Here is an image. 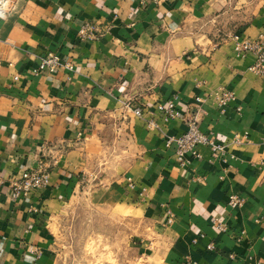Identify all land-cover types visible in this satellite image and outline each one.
Segmentation results:
<instances>
[{
  "label": "crops",
  "instance_id": "1",
  "mask_svg": "<svg viewBox=\"0 0 264 264\" xmlns=\"http://www.w3.org/2000/svg\"><path fill=\"white\" fill-rule=\"evenodd\" d=\"M11 1L0 18V264H54L51 226L82 185L92 205L152 227L144 264H264V77L231 39L264 32V1L249 12L250 0ZM238 9L250 14L239 27ZM85 23L98 26L97 40L78 39ZM46 53L74 71L35 74ZM220 89L235 95L222 114ZM168 100L182 118L155 111ZM193 117L224 152L200 146L180 167L165 137ZM40 160L49 186L12 199L11 183ZM231 195L241 206L227 205Z\"/></svg>",
  "mask_w": 264,
  "mask_h": 264
},
{
  "label": "rangeland",
  "instance_id": "2",
  "mask_svg": "<svg viewBox=\"0 0 264 264\" xmlns=\"http://www.w3.org/2000/svg\"><path fill=\"white\" fill-rule=\"evenodd\" d=\"M261 1L264 0H250L247 12ZM236 2L238 7L244 4L231 0L232 8ZM241 11L238 9L231 20L237 27L250 16ZM83 187L57 213L58 220L51 226L54 264H144L140 245L154 242L152 227L128 216V212L92 205Z\"/></svg>",
  "mask_w": 264,
  "mask_h": 264
},
{
  "label": "built area",
  "instance_id": "3",
  "mask_svg": "<svg viewBox=\"0 0 264 264\" xmlns=\"http://www.w3.org/2000/svg\"><path fill=\"white\" fill-rule=\"evenodd\" d=\"M153 3H158L160 0H150ZM11 0H0V18L6 17L11 10ZM101 31L98 26L90 23H85L78 29L77 37L80 41H95L101 35ZM231 39L234 42V51L236 56L245 57L248 54H253L255 57L254 63L249 67V71L259 77H264V32L259 34L254 40L244 38L239 34H233ZM74 71L73 64L68 60H63L54 53H46L39 59V64L35 74H41L44 72H57L58 70ZM16 79V78H15ZM235 100V95L232 91L220 89L216 93V103L220 113H224L225 107ZM125 109L130 110L135 116L141 117L143 110L139 107H131L130 104H123ZM239 110V109H238ZM155 111L165 120H174L182 118V113L177 109V104L174 100H168L164 103L155 104ZM185 130L177 136H166L164 145L166 148L173 147L174 159L178 166L186 167L189 163V158L199 159L200 154L198 148L200 146L208 147L212 153V156L218 157L224 152L225 146L218 142L216 137L210 133H202L198 128V122L195 117L185 120ZM147 127L149 129H157V125L153 120L148 121ZM232 143L239 144L240 140L235 137ZM91 178V176H88ZM83 180H86L83 177ZM129 182V186H131ZM49 186V173L46 170L45 163L40 160L38 166L35 169L26 170L21 173L20 177L15 179L11 183L10 197L17 199L20 196H27L33 190L46 188ZM243 203L242 198L231 195L228 198L227 205L235 209ZM172 222V215L167 211L166 223ZM214 226L221 233L226 232L227 226L223 223L213 221ZM264 243V239H263ZM209 251L216 249L213 243L206 246ZM181 264H195L193 261L184 258Z\"/></svg>",
  "mask_w": 264,
  "mask_h": 264
}]
</instances>
